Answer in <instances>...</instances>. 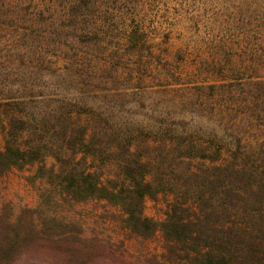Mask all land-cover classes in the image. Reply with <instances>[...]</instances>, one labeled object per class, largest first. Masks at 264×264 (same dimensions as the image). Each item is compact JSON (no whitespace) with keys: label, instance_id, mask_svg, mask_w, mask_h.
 I'll list each match as a JSON object with an SVG mask.
<instances>
[{"label":"trees","instance_id":"trees-1","mask_svg":"<svg viewBox=\"0 0 264 264\" xmlns=\"http://www.w3.org/2000/svg\"><path fill=\"white\" fill-rule=\"evenodd\" d=\"M158 71L201 74L211 112L245 85L234 104L264 115V0H0V178L36 166L49 186L36 209L0 217V264H130L58 216L89 201L119 209L133 237L160 233L173 264H264V169L248 161L264 135L229 143L201 117L200 141L105 104L122 76ZM159 196L173 200L154 221L144 203Z\"/></svg>","mask_w":264,"mask_h":264},{"label":"rangeland","instance_id":"rangeland-1","mask_svg":"<svg viewBox=\"0 0 264 264\" xmlns=\"http://www.w3.org/2000/svg\"><path fill=\"white\" fill-rule=\"evenodd\" d=\"M172 36L178 39L181 32H174ZM171 63L173 66H177L176 63ZM188 64L190 65V63ZM125 73L128 72L125 70ZM199 75L201 74L192 73V75L180 76L173 72L158 71L149 74V76L134 75L132 77L134 79L131 81L127 80L124 75L119 84H116L118 90L107 93L105 104L109 105L111 108L109 111L117 120L174 123L188 129L192 135L199 137L200 141L201 117L204 119L205 126L210 125L206 127L207 129H212V122H216L213 124L220 131L219 135L229 137V143L236 144L238 141H247L252 144L262 139L264 115L256 118L253 111L252 114L247 111L246 105L234 104L235 101L248 95V87L232 83L226 89L229 91L228 102L223 108H216L211 112L206 95L201 98V92H198L200 91L197 86L199 85L198 81L201 82ZM169 84L171 86H168ZM142 86H149L150 89L146 91L136 89V87ZM128 88L130 90H124ZM70 89L72 88L70 87ZM96 89L98 87L95 85L89 88L91 91L84 87L85 92L89 95ZM136 93L137 95H135ZM114 96H118L120 100L116 109L113 108L114 105L111 102V98ZM201 99L207 102L204 109L194 108L187 104L192 102L201 107ZM253 105L258 107L259 113L264 111V104ZM116 110H121V112L117 114ZM192 111L194 113H191ZM243 113L248 116H244ZM251 117L254 119L253 121L249 119ZM142 136H146V134L143 133ZM0 144H2L1 134ZM255 149L257 150L256 156L248 153L249 165L264 169V142H258ZM241 159L243 160V156ZM51 164L52 160H48L47 166ZM190 166L197 169L201 167V162L193 161ZM36 168L35 166L23 171L14 170L0 178V217L8 216L15 220L22 210H33L38 207L41 202L39 195L49 186L40 180L33 179ZM172 200L171 196L169 198L159 196L157 200L147 199L144 203V215L154 221L163 220L164 213ZM58 216L65 221L77 223L81 227L82 237H98L108 242L116 256L127 263L142 264L156 257L161 263L173 264L165 258L166 252L160 233L150 239L131 236L123 228L122 214L119 209L111 207L105 202L89 201L73 208L67 207L59 210Z\"/></svg>","mask_w":264,"mask_h":264}]
</instances>
